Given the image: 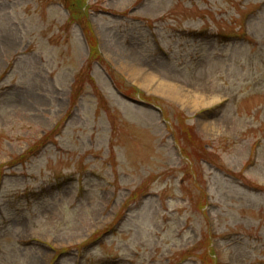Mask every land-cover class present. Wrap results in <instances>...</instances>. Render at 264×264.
I'll list each match as a JSON object with an SVG mask.
<instances>
[{"label":"rangeland","instance_id":"374dc122","mask_svg":"<svg viewBox=\"0 0 264 264\" xmlns=\"http://www.w3.org/2000/svg\"><path fill=\"white\" fill-rule=\"evenodd\" d=\"M57 2L0 0V264H264V0Z\"/></svg>","mask_w":264,"mask_h":264},{"label":"bare ground","instance_id":"6f19581e","mask_svg":"<svg viewBox=\"0 0 264 264\" xmlns=\"http://www.w3.org/2000/svg\"><path fill=\"white\" fill-rule=\"evenodd\" d=\"M134 78L135 81H139L141 83L142 86H144L145 88H148L150 86V84L156 79V76L151 73V72H142L140 71L137 75L134 74L131 71H128ZM169 83H166L162 80H160L157 84V86L155 87V91L158 92L159 94L162 95H166L167 93H169V95L174 98V96L180 100H185V96L183 91L180 93H176V88L174 85L169 86ZM167 96V95H166ZM215 102V99L211 98V97H202L200 95H195L194 99L191 103V106L193 108H200V107H204V106H209L211 104H213ZM23 106V105H21ZM24 107V106H23Z\"/></svg>","mask_w":264,"mask_h":264}]
</instances>
